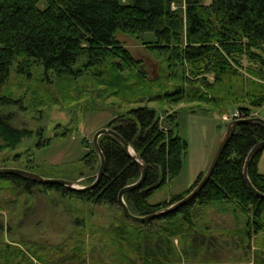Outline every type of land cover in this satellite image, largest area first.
Returning a JSON list of instances; mask_svg holds the SVG:
<instances>
[{
	"label": "trees",
	"instance_id": "1",
	"mask_svg": "<svg viewBox=\"0 0 264 264\" xmlns=\"http://www.w3.org/2000/svg\"><path fill=\"white\" fill-rule=\"evenodd\" d=\"M118 32L135 35L149 51L162 56L170 79L176 83L151 99L190 101L192 110L205 114L236 108L240 117L251 115L252 109L264 104V0H0V104L8 100L2 87L13 63L20 73L37 64L44 74L58 79H77L89 70L97 78L106 74L102 84L113 87V94L126 85L129 74L134 78L131 88L148 85L140 60L120 42ZM175 117L176 111L167 114L163 128L155 108L141 104L106 123L145 163L141 185L123 194L131 213L147 214L169 205L186 194L204 171L169 200L149 202L154 190L177 176L182 166L186 142L177 132ZM67 132L59 135L67 136ZM30 133L0 117V139L6 146L12 147ZM263 138L262 124L236 125L211 176L193 198L144 221L126 218L119 208L100 236L105 232L111 246L128 263L136 258L143 264H176L187 258L189 244L205 243L204 235H196L192 229H199L200 211L216 206L229 212L233 220H243L238 231L249 247L248 241L257 242L260 232L264 237V198L248 187L242 165L250 147ZM48 143L46 139L38 146ZM83 143L88 149L81 159L99 161L92 143ZM98 143L105 168L90 189L69 190L21 175L0 174V179L25 192L38 187L84 202L117 206L118 190L134 182L140 169L113 136L101 134ZM261 152L250 159L247 173L251 183L264 192V173L257 169ZM201 227L209 231L206 223ZM174 236L183 247L174 245ZM208 237L207 244L218 238ZM82 253L76 246L73 257L80 264Z\"/></svg>",
	"mask_w": 264,
	"mask_h": 264
},
{
	"label": "rangeland",
	"instance_id": "2",
	"mask_svg": "<svg viewBox=\"0 0 264 264\" xmlns=\"http://www.w3.org/2000/svg\"><path fill=\"white\" fill-rule=\"evenodd\" d=\"M117 38L140 60L146 74L144 82L148 85L131 88L134 78L129 74L126 85H120V92L113 94V87L102 84L106 74L97 78L89 70L77 79H58L44 74L37 64L20 73L13 63L2 87L8 100L0 104V117L31 133L12 147L0 139V166L35 169L43 176L75 180L78 185L89 184L88 179H94L99 161L91 163L81 159L88 149L83 147V142H91L94 131L107 127L111 117L143 104L155 108L159 126L163 128H166L167 114L176 111V129L186 142L180 172L155 189L149 202L169 200L187 189L198 172L205 170L226 123L232 119L225 120L224 116L238 114V110L205 114L192 110L194 105L190 101L173 103L151 99L164 87L176 84L170 79L162 56L149 51L135 35L118 32ZM103 70L106 72V67ZM207 78L211 80V75ZM139 97L142 99L138 100ZM251 112L264 118V104ZM66 129L67 136H60ZM46 139L49 145L39 147ZM257 168L264 173V148ZM119 208L107 203L84 202L38 187L25 192L0 179V264H80L73 257L76 246L83 252V256H78H82V264H143L136 258L133 263L131 259L130 263L126 262L111 246L105 232L100 236L104 227L119 214ZM200 216L196 221L199 229L194 230L195 226L192 230L196 235H204L205 243L195 247L189 244L187 258L176 264H264L261 232L255 238L257 242L248 241V247L247 240L238 231L243 220H233L229 212L216 206H208L200 211ZM204 223L209 231H203ZM211 234L218 238L207 244ZM172 241L176 247H183L177 236Z\"/></svg>",
	"mask_w": 264,
	"mask_h": 264
},
{
	"label": "water",
	"instance_id": "3",
	"mask_svg": "<svg viewBox=\"0 0 264 264\" xmlns=\"http://www.w3.org/2000/svg\"><path fill=\"white\" fill-rule=\"evenodd\" d=\"M242 123H259L264 126V118L261 116H257V115H251V116H246V117H234L230 119L225 125V130L217 142V145L215 147V150L211 156L209 163L207 164L205 170L203 171L199 179L192 186V188L186 194H184L181 198L173 201L169 205L162 207V208L155 209L154 211L147 213V214L131 213L130 210L128 209L127 204L125 203L123 199V194L125 191L138 187L143 182L145 174H146L145 163L140 158L138 153L128 144V142L116 130L110 127H104V126L99 127L98 129L94 131L92 135L91 143H92L93 149L98 155L99 165L95 173L94 179L89 184L78 185L77 181L75 180H69V179L61 178V177L43 176L36 172L30 171L24 168L10 167V166H0V174L21 175V176H24L40 184L52 183V184L63 185L67 187L69 190L90 189L98 183L101 175L104 172V168H105V158L100 149V146L98 143V137L101 134H109L113 136L123 146V148L126 150L127 155L139 166V169H140V175L134 182L125 184L118 190L117 204L126 218L130 220H134V221H144V220L153 219L158 216L167 214L175 210L178 206L182 205L189 199L193 198L196 195V193L201 189V187L205 184L208 178L211 176L212 171L215 168L217 162L219 161L221 153L226 143L228 142V140L230 139V137L232 136L234 132L235 126L238 124H242ZM263 148H264V138L255 142L250 147L244 159L243 165H242V175H243L245 182L247 183L248 187L261 198H264V192H261L260 190H258L251 183L248 177L247 169H248L250 159L256 153L260 152Z\"/></svg>",
	"mask_w": 264,
	"mask_h": 264
},
{
	"label": "built area",
	"instance_id": "4",
	"mask_svg": "<svg viewBox=\"0 0 264 264\" xmlns=\"http://www.w3.org/2000/svg\"><path fill=\"white\" fill-rule=\"evenodd\" d=\"M249 116H250V115H249ZM234 117H240V116H238V114L235 113V114H232V116H229V117L225 115V116H224V119H225V120H229L230 118H234Z\"/></svg>",
	"mask_w": 264,
	"mask_h": 264
},
{
	"label": "crops",
	"instance_id": "5",
	"mask_svg": "<svg viewBox=\"0 0 264 264\" xmlns=\"http://www.w3.org/2000/svg\"><path fill=\"white\" fill-rule=\"evenodd\" d=\"M258 163V162H257ZM258 169V168H257Z\"/></svg>",
	"mask_w": 264,
	"mask_h": 264
}]
</instances>
